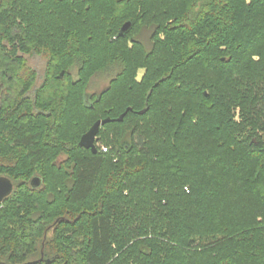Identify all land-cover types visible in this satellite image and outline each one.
<instances>
[{
    "label": "trees",
    "instance_id": "1",
    "mask_svg": "<svg viewBox=\"0 0 264 264\" xmlns=\"http://www.w3.org/2000/svg\"><path fill=\"white\" fill-rule=\"evenodd\" d=\"M0 177V264H264V0H0Z\"/></svg>",
    "mask_w": 264,
    "mask_h": 264
},
{
    "label": "rangeland",
    "instance_id": "2",
    "mask_svg": "<svg viewBox=\"0 0 264 264\" xmlns=\"http://www.w3.org/2000/svg\"><path fill=\"white\" fill-rule=\"evenodd\" d=\"M149 35H150L149 32L146 31L142 36V39H144V42L148 45L150 44ZM27 60H28L29 65L32 68H34L38 73V80L32 91L33 93H31L33 95L34 91L37 88H39L44 82L45 72H46V67H47V60L44 57L38 56V55L27 56ZM118 72H119V67L112 66L111 68L97 74L91 83L90 92L97 93V92H100L102 89L106 88L110 80ZM144 73H145V70H140L139 75H138V80L142 79V77L144 76ZM98 146H100L101 149L107 148L104 145V143H100Z\"/></svg>",
    "mask_w": 264,
    "mask_h": 264
},
{
    "label": "water",
    "instance_id": "3",
    "mask_svg": "<svg viewBox=\"0 0 264 264\" xmlns=\"http://www.w3.org/2000/svg\"><path fill=\"white\" fill-rule=\"evenodd\" d=\"M72 1H76V0H72ZM130 26H131L130 23H126L122 27L121 35H123L130 28ZM129 111L130 110H128L127 112ZM127 112L115 121L122 122ZM113 121L114 120L111 119H105L103 121L100 120L96 122L94 126L81 138L79 142V146L81 148L91 150L93 154H97L98 149L96 146V139H97V135L99 134L100 128ZM33 185L38 187L40 185L39 179H34ZM13 190H14V186L12 181L7 177H0V205L4 202L6 198H8L12 194Z\"/></svg>",
    "mask_w": 264,
    "mask_h": 264
},
{
    "label": "built area",
    "instance_id": "4",
    "mask_svg": "<svg viewBox=\"0 0 264 264\" xmlns=\"http://www.w3.org/2000/svg\"><path fill=\"white\" fill-rule=\"evenodd\" d=\"M102 151L106 153L108 152V148H103Z\"/></svg>",
    "mask_w": 264,
    "mask_h": 264
}]
</instances>
